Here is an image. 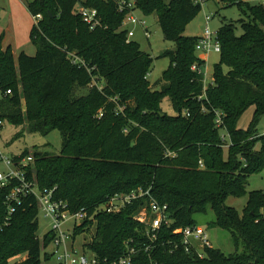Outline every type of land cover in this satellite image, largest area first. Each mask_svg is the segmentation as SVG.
<instances>
[{
  "label": "trees",
  "instance_id": "16d2710c",
  "mask_svg": "<svg viewBox=\"0 0 264 264\" xmlns=\"http://www.w3.org/2000/svg\"><path fill=\"white\" fill-rule=\"evenodd\" d=\"M122 1L131 0L28 2L31 15L42 14L30 31L34 55L21 51L16 58L11 46L4 48L0 34V119L24 126L16 137L24 130L47 135L54 129L62 136L59 154L35 151L29 176L41 189L56 188V199L67 201L73 211L87 208L92 213L108 197L138 189H149L167 204L170 226L162 228L155 243L149 242V250L138 251L132 264H264V190L247 189L248 178L264 171V133L257 130L264 115V4L219 0L239 6L243 32L237 34L234 21L219 28L220 59L206 86L203 72L193 69L205 64L197 55L200 36L184 34L202 3L132 0L144 14H157L165 38L176 46L162 54L170 64L163 72L165 84L155 90L148 79L154 58L128 40ZM80 5L98 10V27L90 29ZM9 88L12 94L6 95ZM166 97L175 115L163 112ZM252 106L249 127L238 128ZM29 155L25 150L14 158ZM10 188L0 189V264H42V249L53 234L38 236L40 211L33 194L8 218ZM245 195L242 213L227 204L229 196ZM147 203L140 198L121 212H100L95 222L78 226L73 237L94 225L88 248L101 258L116 259L126 241L136 246L148 242L146 225L134 219ZM210 209L215 218L209 226L229 230L235 252L211 247L199 258L180 243L174 248L180 240L173 231L197 225L196 214ZM18 254H26L25 259L12 263Z\"/></svg>",
  "mask_w": 264,
  "mask_h": 264
},
{
  "label": "rangeland",
  "instance_id": "374dc122",
  "mask_svg": "<svg viewBox=\"0 0 264 264\" xmlns=\"http://www.w3.org/2000/svg\"><path fill=\"white\" fill-rule=\"evenodd\" d=\"M32 0H0L2 7V17L0 19V33L5 32V44H12L14 48L15 57L21 51H25L29 55L36 53V47L31 42L30 31L34 24V20L30 11L28 10V2ZM169 1V0H166ZM251 4H264L262 0H247ZM202 3V10L200 13L186 26L185 35L201 36L203 35L206 27L215 33L223 25L224 22L234 21L237 23V34L240 35L243 30L238 20L241 18V10L237 5L227 6L219 0H198ZM79 9V6H78ZM134 15L139 19L145 21V27L149 28L150 36L147 37L142 25H126L127 29H134L135 35L131 37L133 41L140 44L141 49L151 54L154 62L148 79L155 90H161L165 84L163 80V72L169 67V57L162 56L166 51L175 49V43L167 40L158 22L156 13L149 15L144 14L141 10L136 9ZM207 16L211 19L207 21ZM197 55L201 57L205 64L202 66V72L205 77V85L208 86L212 83L214 65L219 62L220 54L211 52L209 55L202 51H197ZM20 79V78H19ZM19 93L22 91V83H18ZM86 91V90H85ZM84 92V91H83ZM162 109L164 113L175 115L170 98L166 97L162 101ZM254 107L248 108L238 121V128L247 129L251 123ZM24 126H15L5 121L3 127L0 129V147L7 156L21 155L23 151L28 150L29 154L33 155L36 150L48 151L54 154H59L62 148V136L58 129L50 131L47 135L40 133H30L24 130L21 137H16V134L21 132ZM258 133H264V115L257 125ZM227 149V147L225 148ZM0 171H6V166L0 161ZM248 192L252 190H264V171L257 172L248 178ZM248 202V195L242 197L229 196L227 204L240 213L243 212ZM144 205V204H143ZM141 205L139 210L142 209ZM215 218L213 211L210 209L207 214H196L197 225L202 226L207 230L209 239L214 248L222 250L226 254L234 253L236 250L233 242L232 235L229 230L221 227H210L209 222ZM39 226L37 234L43 239L44 235L51 229L50 221L44 217L40 212L38 216ZM69 223L67 226H70ZM96 232V227L92 225L86 232L80 233L76 237V246L86 250ZM72 233V231H71ZM84 247V248H83ZM241 249V248H240ZM53 244H49L46 248L42 249L41 261L42 264H57L56 257L52 255ZM50 255L46 259L45 255ZM26 254H18L11 259V262L24 260Z\"/></svg>",
  "mask_w": 264,
  "mask_h": 264
},
{
  "label": "built area",
  "instance_id": "2783aa9c",
  "mask_svg": "<svg viewBox=\"0 0 264 264\" xmlns=\"http://www.w3.org/2000/svg\"><path fill=\"white\" fill-rule=\"evenodd\" d=\"M198 1V0H197ZM264 1V0H262ZM121 9L126 10L123 20V28L127 31L128 40L135 35L134 29L125 28L126 25H142L147 37L150 36L148 27H145V21L134 15L136 4L134 1L120 2ZM83 20L89 25L90 29H95L100 25L98 10L92 7L80 5L78 9ZM2 9L0 7V18ZM42 19V14L33 15L34 24L38 25ZM211 19L207 16V21ZM197 51L205 53L221 52V45L217 39V32L214 33L207 26L203 35L200 36L196 44ZM193 69L202 72V69L194 66ZM6 95L12 94V89H6ZM3 94L0 85V96ZM216 123L219 127L223 125L220 113H217ZM5 120L0 119V129L3 127ZM223 140L228 139V133H222ZM231 144V143H230ZM229 144H226L228 146ZM15 156H7L0 147V161L6 166V171H0V189L11 186L6 197L8 209V218L15 212L17 205H20L23 199L33 194L36 196L39 211L46 219L50 221L51 229L49 232L53 234L51 244H53L52 255L56 257L57 264H132L134 255L142 250H149L150 243H155L161 236L163 227H169L171 224L170 213L167 204L159 203L151 194L150 190H133L130 193L114 194L98 205L94 212L90 213L87 208L73 211L69 203L63 199H56L55 189H41L37 182L29 176V167L34 163V156L29 155L16 161ZM147 198V205H143L135 215L134 219L146 225V236L148 242L144 241L140 244L133 245V241L125 242L124 253L116 259L101 258L98 254L87 249L89 252L76 246V238L73 237L74 231L78 226L85 222L96 221V215L100 212L118 213L127 205L139 200ZM70 226H67L68 224ZM72 231V233H71ZM174 235H179V242H175L174 248L179 247V243L184 247L185 251L190 254L197 255L199 258H205L207 249L213 247L209 234L206 229L199 225H189L176 228ZM150 242V243H149ZM172 242V241H171Z\"/></svg>",
  "mask_w": 264,
  "mask_h": 264
},
{
  "label": "crops",
  "instance_id": "0c3cea01",
  "mask_svg": "<svg viewBox=\"0 0 264 264\" xmlns=\"http://www.w3.org/2000/svg\"><path fill=\"white\" fill-rule=\"evenodd\" d=\"M1 7V6H0ZM1 9H2V7H1ZM2 17V16H1ZM32 18H33V15H32ZM1 19V18H0ZM0 34H4V36H5V32L3 31L2 33H0ZM5 40V39H4ZM3 44H4V48H7V47H9V46H11L12 47V50H13V53L14 52H16V51H14V48H13V45L12 44H8V43H6L5 44V42L3 41ZM208 55L210 54V53H207ZM15 55V54H14ZM19 55V54H18ZM18 55H16L17 57H18ZM16 57V58H17ZM255 109V108H254Z\"/></svg>",
  "mask_w": 264,
  "mask_h": 264
}]
</instances>
